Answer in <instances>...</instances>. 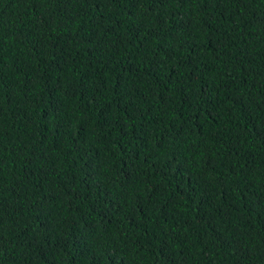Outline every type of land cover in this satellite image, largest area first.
<instances>
[{
    "label": "trees",
    "instance_id": "obj_1",
    "mask_svg": "<svg viewBox=\"0 0 264 264\" xmlns=\"http://www.w3.org/2000/svg\"><path fill=\"white\" fill-rule=\"evenodd\" d=\"M0 264H264V0H0Z\"/></svg>",
    "mask_w": 264,
    "mask_h": 264
}]
</instances>
